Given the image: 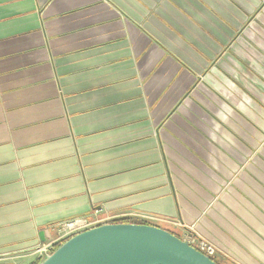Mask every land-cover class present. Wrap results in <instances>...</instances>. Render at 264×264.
<instances>
[{
	"label": "crops",
	"instance_id": "obj_1",
	"mask_svg": "<svg viewBox=\"0 0 264 264\" xmlns=\"http://www.w3.org/2000/svg\"><path fill=\"white\" fill-rule=\"evenodd\" d=\"M96 213L264 264V0H0V264Z\"/></svg>",
	"mask_w": 264,
	"mask_h": 264
},
{
	"label": "water",
	"instance_id": "obj_2",
	"mask_svg": "<svg viewBox=\"0 0 264 264\" xmlns=\"http://www.w3.org/2000/svg\"><path fill=\"white\" fill-rule=\"evenodd\" d=\"M39 264H216L159 227L106 224L76 235Z\"/></svg>",
	"mask_w": 264,
	"mask_h": 264
},
{
	"label": "built area",
	"instance_id": "obj_3",
	"mask_svg": "<svg viewBox=\"0 0 264 264\" xmlns=\"http://www.w3.org/2000/svg\"><path fill=\"white\" fill-rule=\"evenodd\" d=\"M97 214L98 213H96L93 217L73 219L62 223L58 227L59 240L38 251L41 254L42 260L44 256L50 255L58 246H60L70 238L102 225L116 223L118 220L117 218L109 217L101 219ZM137 220L144 223L145 225H148V223H151L153 221H158V219L156 218L147 216H137ZM181 240L185 243H188L191 247L195 248L197 251L210 259H216V257L218 256V251L214 246L202 239H196L188 230L184 229V234L182 235Z\"/></svg>",
	"mask_w": 264,
	"mask_h": 264
},
{
	"label": "trees",
	"instance_id": "obj_4",
	"mask_svg": "<svg viewBox=\"0 0 264 264\" xmlns=\"http://www.w3.org/2000/svg\"><path fill=\"white\" fill-rule=\"evenodd\" d=\"M116 224H135V225H145L144 223L142 222H136V221H127V220H124V221H119V222H116ZM177 237V236H176ZM216 264H218V261L216 259H212ZM39 264V263H37Z\"/></svg>",
	"mask_w": 264,
	"mask_h": 264
},
{
	"label": "rangeland",
	"instance_id": "obj_5",
	"mask_svg": "<svg viewBox=\"0 0 264 264\" xmlns=\"http://www.w3.org/2000/svg\"><path fill=\"white\" fill-rule=\"evenodd\" d=\"M163 229L166 230V231L171 232L172 234H173V233L176 234L173 230H171V229H169V228H167V227H164ZM218 264H221V263L218 262Z\"/></svg>",
	"mask_w": 264,
	"mask_h": 264
}]
</instances>
